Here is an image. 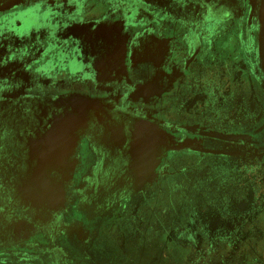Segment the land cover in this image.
<instances>
[{"label": "flooded vegetation", "instance_id": "af4514ba", "mask_svg": "<svg viewBox=\"0 0 264 264\" xmlns=\"http://www.w3.org/2000/svg\"><path fill=\"white\" fill-rule=\"evenodd\" d=\"M162 223L264 264V0H0V264L156 263Z\"/></svg>", "mask_w": 264, "mask_h": 264}, {"label": "rangeland", "instance_id": "374dc122", "mask_svg": "<svg viewBox=\"0 0 264 264\" xmlns=\"http://www.w3.org/2000/svg\"><path fill=\"white\" fill-rule=\"evenodd\" d=\"M172 206L168 203L164 209L160 208L155 213H153V217L160 216L162 219L166 222L167 217L166 213L167 211L171 210ZM159 221V220H158ZM162 226V227H161ZM170 225L168 223H162V225L159 226L157 229V235L156 236V245L153 247L154 251H161L163 254V258L152 264H193L192 262H185L181 260L180 257V247L168 236Z\"/></svg>", "mask_w": 264, "mask_h": 264}]
</instances>
